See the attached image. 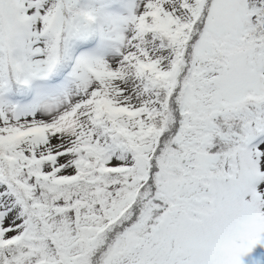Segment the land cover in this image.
Here are the masks:
<instances>
[{
  "label": "snow or ice",
  "instance_id": "obj_1",
  "mask_svg": "<svg viewBox=\"0 0 264 264\" xmlns=\"http://www.w3.org/2000/svg\"><path fill=\"white\" fill-rule=\"evenodd\" d=\"M258 244L264 0H0V264Z\"/></svg>",
  "mask_w": 264,
  "mask_h": 264
},
{
  "label": "rangeland",
  "instance_id": "obj_2",
  "mask_svg": "<svg viewBox=\"0 0 264 264\" xmlns=\"http://www.w3.org/2000/svg\"><path fill=\"white\" fill-rule=\"evenodd\" d=\"M244 264H264V245L258 244L243 258Z\"/></svg>",
  "mask_w": 264,
  "mask_h": 264
}]
</instances>
